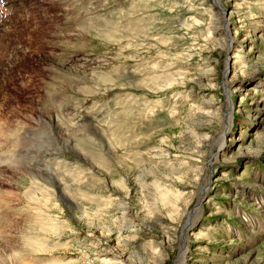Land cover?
I'll use <instances>...</instances> for the list:
<instances>
[{
    "label": "rangeland",
    "instance_id": "374dc122",
    "mask_svg": "<svg viewBox=\"0 0 264 264\" xmlns=\"http://www.w3.org/2000/svg\"><path fill=\"white\" fill-rule=\"evenodd\" d=\"M215 1H0V264H264V0Z\"/></svg>",
    "mask_w": 264,
    "mask_h": 264
},
{
    "label": "bare ground",
    "instance_id": "6f19581e",
    "mask_svg": "<svg viewBox=\"0 0 264 264\" xmlns=\"http://www.w3.org/2000/svg\"><path fill=\"white\" fill-rule=\"evenodd\" d=\"M0 1H4V3L3 4H10L11 3V0H0ZM0 5H1V3H0ZM213 8H214V11H215V15H216V17L218 18V19H220L221 20V17L223 16V9L222 8H220L219 7V3L217 2V1H215L214 0V4H213ZM15 10V9H14ZM13 14V13H12ZM26 23V22H25ZM27 24V23H26ZM225 25V23H222V27L221 28H217L216 30H218L220 33H223L224 35L225 34H227L228 33V29L226 28V27H223ZM37 26V25H36ZM26 27V26H25ZM3 28V27H2ZM23 30V29H22ZM3 33V32H2ZM7 34V33H6ZM4 40V39H3ZM228 43H229V45L230 46H232V41H231V39L228 37ZM3 41H1V43H2ZM6 44V43H5ZM4 44V45H5ZM3 45V46H4ZM0 47H1V44H0ZM2 48V47H1ZM0 48V49H1ZM6 48H7V46H6ZM227 74V70L225 71V75ZM121 76V75H120ZM124 76V75H123ZM258 104V103H257ZM60 113V112H59ZM51 116H53V115H51ZM56 117V116H55ZM52 120V119H51ZM56 120H57V118H56ZM41 122H42V124H44V125H46V127H48V129H50L51 127V133L49 134V136H48V138H46V141H44L41 145H40V143L41 142H39L37 145H38V147L37 148H41V150L43 149V150H45L46 152H49V151H56V150H58V151H60V148L62 147V148H64L65 149V151L67 150V151H69V153L70 154H72V155H74L75 157H80L81 158V160H83L84 158H83V156L84 155H86L84 152H83V149L82 148H80V144H77V141H76V144H73V143H75V141L72 143L71 141L72 140H69V138L70 137H68V135L65 133V131L63 132V130L61 129V127H60V125L57 123V122H55V124H54V126H51V125H48L47 123L48 122H46V121H44V120H41ZM229 122H230V118H228V121H227V123L229 124ZM2 128V127H1ZM1 128H0V130H1ZM89 128V127H88ZM0 132H2V131H0ZM28 132V131H27ZM1 134V133H0ZM6 135V134H5ZM20 136V135H19ZM22 136V135H21ZM5 137H7V136H5ZM39 138V137H38ZM222 138L224 139V134H222ZM2 139V141H3V138H1ZM7 139V138H6ZM18 139V138H17ZM29 140H30V138H29V136H27L26 134L22 137V138H20V142L19 141H16L15 142V146L16 145H19V144H24L25 146H27V143H30L29 142ZM33 140V142H32V144L35 142V137L32 139ZM41 140V139H40ZM36 143V142H35ZM31 144V145H32ZM221 144H222V142H221ZM31 145H30V147H31ZM35 145V144H34ZM17 147V146H16ZM19 147V146H18ZM224 147V146H223ZM39 148V149H40ZM61 148V149H62ZM35 149V148H34ZM25 151V150H24ZM36 151V150H35ZM87 152V151H86ZM56 153V152H55ZM83 153V154H82ZM25 154H28V153H26L25 152ZM44 154H46V153H44ZM48 155V154H47ZM14 158V157H13ZM85 160V159H84ZM12 162V161H11ZM32 162V161H31ZM29 160H27V159H22L21 157H17L16 159H14L13 160V162L11 163V164H13V163H15V164H17V163H22L21 164V166L19 167V172H15V173H22V175H27V176H30V178L32 179V181H37V179H39V180H41V182H42V184H40V183H37V185L35 186V187H32V188H30V190H28L26 193H25V197L26 198H28L29 200H30V202H32L33 204H35V203H37V205H36V207H33V209H34V213L38 216V217H41V216H43V214L44 213H42L43 211L41 210V208H42V206L44 205L45 207L47 206V203L49 202V201H47L46 199H47V197L45 196V192H49V188H47V186H50L49 184H53L54 182H57V180L56 179H58L57 178V174H55L52 170H51V167L50 166H48V167H46V168H42V169H39L37 166H35V165H33L32 163H31ZM38 163V162H37ZM44 163V162H43ZM40 164V163H39ZM15 166V165H14ZM12 167V166H11ZM17 167V166H16ZM2 169V168H1ZM12 170V169H11ZM13 171V170H12ZM11 171V172H12ZM9 172H10V170H9ZM14 173V174H15ZM16 175H18V174H16ZM54 181V182H53ZM37 182H39V181H37ZM35 183V182H34ZM33 183V184H34ZM59 183V182H58ZM47 185V186H46ZM56 186H57V188H60V190L59 189H57V195H58V197L59 198H61L63 201H65L69 206H71V207H74L75 206V203L73 202V199L71 200L69 197H68V195H67V191L66 190H64V189H62V185H57V183H56ZM55 188V187H54ZM56 191V190H55ZM206 191V190H205ZM1 192V191H0ZM55 194H56V192H54ZM42 197H41V196ZM57 195H56V197H57ZM45 196V197H44ZM41 197V198H40ZM202 197H205V196H202ZM208 198V196H207V194H206V197L205 198H200L199 199V202L201 201V199H207ZM50 200V199H49ZM28 201V200H27ZM43 202V203H42ZM31 204V203H30ZM32 204V205H33ZM41 204V205H40ZM43 206V207H44ZM39 207H41V208H39ZM43 209V208H42ZM45 212V211H44ZM198 213H199V211H198ZM46 214V213H45ZM197 214V213H196ZM31 217H33L32 215H31ZM35 217V216H34ZM37 217V218H38ZM192 218V217H191ZM191 218H189V220L191 219ZM32 219H34V218H32ZM36 219V218H35ZM30 222H33L34 223V221L32 220H29ZM39 221V220H38ZM8 222V221H7ZM190 223V222H189ZM194 223V222H193ZM193 223H191L190 225H188V227L190 226V229L193 227ZM29 224V223H28ZM30 224H32V223H30ZM35 224V223H34ZM32 226V225H31ZM35 226V225H34ZM187 227V229L186 230H184V231H186L185 232V234H184V238H186L185 240L187 241V237H188V235H189V231H188V228ZM189 229V230H190ZM186 241H185V243H186ZM17 257V256H16Z\"/></svg>",
    "mask_w": 264,
    "mask_h": 264
}]
</instances>
